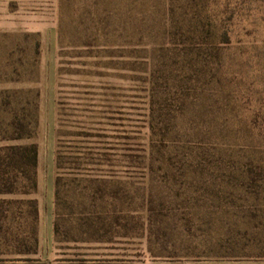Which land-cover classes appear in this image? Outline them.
Masks as SVG:
<instances>
[{
  "label": "rangeland",
  "instance_id": "374dc122",
  "mask_svg": "<svg viewBox=\"0 0 264 264\" xmlns=\"http://www.w3.org/2000/svg\"><path fill=\"white\" fill-rule=\"evenodd\" d=\"M28 142L0 264H264V0H0V159Z\"/></svg>",
  "mask_w": 264,
  "mask_h": 264
},
{
  "label": "trees",
  "instance_id": "16d2710c",
  "mask_svg": "<svg viewBox=\"0 0 264 264\" xmlns=\"http://www.w3.org/2000/svg\"><path fill=\"white\" fill-rule=\"evenodd\" d=\"M20 127H23V125H20ZM3 150L4 152H2V158L0 159V186H5L6 188L0 187V193L11 192L13 183L9 180V177L12 175V173H14L15 176L21 177L27 182L23 187L24 189L22 193H30L35 188L34 170L37 158L35 143L28 142L21 145L9 146L7 148H3ZM60 160L61 157L59 153H56L54 160L56 174L57 170L60 168ZM57 183L58 179L56 175V178L54 179V205H56L55 210H57ZM28 202L30 203V206L33 207L30 212V216L31 218L35 219L37 216L36 207L33 205L32 200H29ZM55 227L56 223L54 221V230Z\"/></svg>",
  "mask_w": 264,
  "mask_h": 264
}]
</instances>
